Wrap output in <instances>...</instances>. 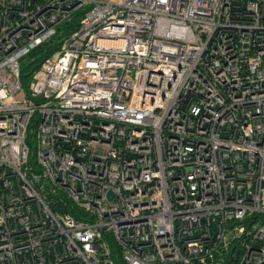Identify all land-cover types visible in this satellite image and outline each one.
<instances>
[{
  "label": "built area",
  "instance_id": "2783aa9c",
  "mask_svg": "<svg viewBox=\"0 0 264 264\" xmlns=\"http://www.w3.org/2000/svg\"><path fill=\"white\" fill-rule=\"evenodd\" d=\"M109 238L264 264V0H0V264H114Z\"/></svg>",
  "mask_w": 264,
  "mask_h": 264
},
{
  "label": "trees",
  "instance_id": "16d2710c",
  "mask_svg": "<svg viewBox=\"0 0 264 264\" xmlns=\"http://www.w3.org/2000/svg\"><path fill=\"white\" fill-rule=\"evenodd\" d=\"M84 10H79L75 13L74 18L69 23L62 24L58 28V32L54 38L49 40L48 42L44 43L34 51H32L27 57H25L21 62V80L23 83L24 88L29 91L31 82L33 80V75L35 72L41 67L42 63L49 57H51L54 53H56L58 50L61 49L64 41L73 33L75 32L81 23V18L83 16ZM37 119L35 120V123H37ZM36 124L30 125V135L28 137V142L31 143V140L33 139V131L35 130ZM55 209L57 204L54 205ZM66 213L72 214L77 219L81 220L79 211L75 207H69L66 208ZM110 243V247L112 250L111 257L114 261V264H127L122 255L121 251L118 248V246L111 240V238L108 239ZM235 246L237 249L241 247L239 243H236ZM234 248V246H233ZM233 249H231L227 254H224L223 261L218 262L216 264H235L238 260V257L234 256V253L232 252Z\"/></svg>",
  "mask_w": 264,
  "mask_h": 264
},
{
  "label": "rangeland",
  "instance_id": "374dc122",
  "mask_svg": "<svg viewBox=\"0 0 264 264\" xmlns=\"http://www.w3.org/2000/svg\"><path fill=\"white\" fill-rule=\"evenodd\" d=\"M34 144H31V155L34 156Z\"/></svg>",
  "mask_w": 264,
  "mask_h": 264
},
{
  "label": "water",
  "instance_id": "95a60500",
  "mask_svg": "<svg viewBox=\"0 0 264 264\" xmlns=\"http://www.w3.org/2000/svg\"><path fill=\"white\" fill-rule=\"evenodd\" d=\"M109 197H110V198L112 197V193L109 194Z\"/></svg>",
  "mask_w": 264,
  "mask_h": 264
}]
</instances>
